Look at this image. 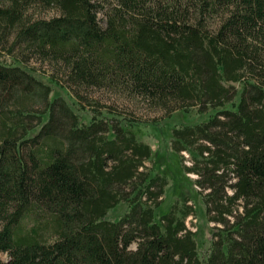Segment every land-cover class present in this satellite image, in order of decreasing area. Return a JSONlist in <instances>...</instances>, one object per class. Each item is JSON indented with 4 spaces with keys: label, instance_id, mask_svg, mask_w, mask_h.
<instances>
[{
    "label": "trees",
    "instance_id": "obj_1",
    "mask_svg": "<svg viewBox=\"0 0 264 264\" xmlns=\"http://www.w3.org/2000/svg\"><path fill=\"white\" fill-rule=\"evenodd\" d=\"M44 77L81 108L95 87L164 117L212 111L171 129L211 223L205 255L189 197L156 215L169 179L131 128L143 119L95 101L83 122ZM0 252V264H264V0H0Z\"/></svg>",
    "mask_w": 264,
    "mask_h": 264
},
{
    "label": "rangeland",
    "instance_id": "obj_2",
    "mask_svg": "<svg viewBox=\"0 0 264 264\" xmlns=\"http://www.w3.org/2000/svg\"><path fill=\"white\" fill-rule=\"evenodd\" d=\"M29 14L34 17L50 18L57 15L58 10L54 7L34 5L30 7ZM209 21L215 24L217 20L210 18ZM3 52H6V50ZM15 54L19 58H24V55L18 49L15 51ZM3 57L10 61L9 55L6 54ZM26 65L35 66L38 72H45L47 75L51 73L58 74L61 69L58 64H52L48 61L42 63L35 57H32L29 61L27 60ZM44 80L53 87L51 96H63L77 111L83 122L90 121V109L92 107H100L95 101H98L101 105H111L118 110H123L128 116H137L143 119L141 123L131 128L136 132L140 140L145 141L152 148V157L148 160V165L154 171L165 173L169 179V184L165 191V200L157 208L156 215L160 216L166 213L175 199L182 200L185 197H189L196 209V213L191 215L188 224L192 229L197 230L196 240L200 255H205L210 247L211 223L207 219L205 205L198 195L194 184L195 174L188 173L183 169L184 163L181 162L180 154L176 153L171 147V129L178 124L206 120L212 111L197 113L196 109H192L190 112L177 110L170 117H164L165 113L163 110L149 109L139 98L129 97L123 93L114 92L107 88L95 87L80 90L84 99L83 101L87 104L85 108H81V105L78 103V98L67 87H62L48 77H44ZM154 119L159 120L153 121ZM183 153L186 159L185 163L190 164V154L186 151ZM126 207L125 203H119L109 212L108 217L117 219L126 210ZM6 257V253L0 252L1 260H5Z\"/></svg>",
    "mask_w": 264,
    "mask_h": 264
}]
</instances>
